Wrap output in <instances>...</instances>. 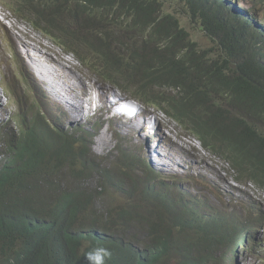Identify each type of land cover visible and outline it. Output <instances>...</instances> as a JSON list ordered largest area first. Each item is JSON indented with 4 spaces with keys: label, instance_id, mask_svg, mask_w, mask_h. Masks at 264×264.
<instances>
[{
    "label": "trees",
    "instance_id": "16d2710c",
    "mask_svg": "<svg viewBox=\"0 0 264 264\" xmlns=\"http://www.w3.org/2000/svg\"><path fill=\"white\" fill-rule=\"evenodd\" d=\"M12 1L19 17L90 70L116 76L142 103H167L182 122L195 119L204 146L224 156L239 179L264 189V25L254 14L233 8L230 0H175L212 44L200 49L161 0ZM36 139L28 135L9 145L0 165V264H88L86 255L95 247L110 250L106 264H132L124 250L132 248V213L109 207L96 214L87 202L64 214V197L51 193L57 191L56 169L69 156L70 144L56 143L52 153L43 154L30 150ZM45 175L52 192L39 184ZM76 216L85 218L84 239ZM201 234L207 241L212 231L195 222L176 236L152 237V264H170L172 251L176 264H203L199 258L191 261L194 238ZM236 243L219 240L211 250L233 254Z\"/></svg>",
    "mask_w": 264,
    "mask_h": 264
},
{
    "label": "clouds",
    "instance_id": "9594fccd",
    "mask_svg": "<svg viewBox=\"0 0 264 264\" xmlns=\"http://www.w3.org/2000/svg\"><path fill=\"white\" fill-rule=\"evenodd\" d=\"M11 2L13 6V1L11 0ZM12 6L0 0V21L3 26L6 25L5 27H8L13 19L10 14H8L10 19L3 17L4 14H7L6 11H11L17 19L22 18L15 13ZM240 12L242 11L240 10ZM28 25L55 42L62 52L56 54L64 55L70 61L74 58L76 62L84 65L73 52L67 50L53 37L37 29L32 23H28ZM0 41L6 47L10 59L15 60L18 55L9 42L3 37L0 38ZM47 45L50 47L49 44ZM11 63L13 62L11 61ZM72 64L75 68V64L73 62ZM84 66L90 70L86 65ZM97 75L106 83L105 88L116 93L113 106L102 112L101 116L93 114L89 118L82 116L76 120L85 121L82 123L83 128L69 127L68 122L75 121L67 120V122L60 117L59 112L67 115L68 110L60 104L57 97L58 86L52 78L46 77L42 71L34 70L33 73L19 65L16 75L18 81H16L12 71H8L0 65V90L7 94L4 97L5 104L2 100L4 111L0 112V165L6 163L9 153L8 146L22 142L28 135L37 137L34 147L30 150L43 154L52 153L56 143L66 142L70 144L69 156L67 153L66 161L56 169L59 171L61 180L57 191L51 194L59 193V200L64 197V214L66 212L74 214L77 207L80 209L87 202H90V208L96 214L103 210L105 213L109 207L132 213L134 221L130 227L129 239L124 235L126 239L133 241L131 249H124L129 263L152 264L150 254L153 248L152 237L166 233L176 236L181 229L187 230L188 226L195 222L208 226L212 234L207 241L205 234L194 238L196 242L191 261L196 258L202 259L203 264L227 263L229 258L231 262L235 261V250L249 243V234L257 228H253V226L258 225V222L262 223L264 217L248 218L244 226H238L232 217H228L224 213L214 215L210 211L197 208L194 200H186L184 194L180 193L182 187L176 178L166 177L163 174L164 169L175 160L169 153L160 152V149L167 146L168 151L172 149L179 156L185 155L184 162L188 165L192 158L188 153L176 150L170 139L166 138L168 135L167 126L172 128L175 134H185L187 139L184 141V145L190 144L195 150L202 151V154L213 155L228 164L235 174L234 181L237 184L248 182L261 190L264 189L249 180L239 179L236 170L228 160L224 159V156L216 155L204 146L199 134V123L195 119L182 122L169 112L167 103L163 107L142 103L132 97L123 87L124 82L117 79L116 76L99 75L98 73ZM18 89H21V92H18ZM10 107L13 111L8 110ZM149 113L157 115L163 122L160 123ZM91 117L92 119H90ZM132 118H138L143 122V138L137 145L133 144L136 139V131L125 128L126 119ZM93 119L94 123H92ZM164 119L168 121V124ZM86 120H90V122L86 123ZM102 130H106L109 140L98 137ZM139 150L142 152L139 153ZM158 155H161L162 158L159 159ZM176 167L179 170L178 163ZM195 176L209 181L211 184L215 176H221L231 187L230 178L227 175H222L220 169H215L211 173L201 172ZM47 178L48 176L45 175L38 179L39 184L52 192L53 187L43 182ZM109 198H112L114 202L106 203ZM102 200L106 206L104 209H98L95 204ZM255 200L257 198L252 195L250 202L263 209V206ZM236 209L241 211L240 207ZM84 219V216L81 218L76 216L75 219V226L82 230L80 236L83 239L87 235ZM121 237L117 240H121ZM219 240L229 241L230 245L237 242L234 245L233 254L226 248L213 253L211 249ZM184 243L181 240L178 244ZM110 257L109 249L95 247L87 253L86 260L88 264H106ZM168 261L170 264H174V262L176 264L177 258L174 251L171 252ZM261 262L264 264V259H261Z\"/></svg>",
    "mask_w": 264,
    "mask_h": 264
},
{
    "label": "rangeland",
    "instance_id": "374dc122",
    "mask_svg": "<svg viewBox=\"0 0 264 264\" xmlns=\"http://www.w3.org/2000/svg\"><path fill=\"white\" fill-rule=\"evenodd\" d=\"M3 1L7 5L12 6L11 0H3ZM161 2L163 4V8L165 12L173 14L177 19H179L183 27L191 35L192 40L198 43L200 49H209L212 47V44H209L208 41L205 39L204 33H202L199 26L190 23L189 15L187 14V10L184 8L183 4L175 0H161ZM230 2L232 3L233 8H237V9L239 8L246 15L251 16L252 14H254L255 17L261 21L260 23L264 25V7L260 5L261 0H230ZM6 12L7 14L4 15H8V14L12 15L13 19H11V23L17 25V27L10 25L11 23L8 25V27H5L6 25L3 26L2 22L0 21L1 22L0 38L3 37V39L6 41H8L7 39L8 37H11L13 39V42L15 44V49H13L10 41L8 42L12 47V49L17 52L18 57L15 60L12 58L10 59L9 55L7 54L6 47L0 41V65L4 69L8 71H12V75L16 81H18L16 75L19 69V65L25 67L24 65H26V61H28L27 57L24 55V49H23L24 48L23 44L27 43L29 45H35L36 47L39 44L42 45L43 47L46 48V50L45 49L42 50L46 52L47 55L51 56L53 60L58 59L61 62V59L63 58L65 59V62L70 63L72 61L75 64V69L77 70L76 73L80 75L83 82H86L83 80L84 78H86L87 80H90L92 82L96 80L103 86H106V83L97 75L96 72L88 70L84 65L76 62L74 58H72L70 61L66 56L61 54L60 55L56 54L57 52L62 53L60 48L57 47V45L52 39H50L43 33L34 30L31 26H29L28 23H31L29 19L26 18L17 19V17L11 11H6ZM23 27L27 28L28 30H26ZM90 42L93 44L94 40L90 39ZM47 44H49L51 48ZM96 48L97 47H92V50H96ZM11 61L13 63H11ZM25 69L27 68L25 67ZM27 70L34 73V69L30 67ZM0 92H1L0 112H3L4 107L2 104V100L3 103L5 104L6 102L4 100V97L7 96V94L6 92H2L1 90ZM18 92H21V89H18ZM83 97L84 99H86L87 95H84ZM8 110L13 111L11 107L8 108ZM59 115L62 119L67 121L66 119L67 115L60 112ZM90 119H92V117ZM159 119L162 121L161 118ZM164 120L166 124H168V121L166 119ZM94 121L95 120L93 119L92 123H94ZM89 122L90 120L89 121L86 120V123ZM82 123H85V121L68 122L69 127L83 128ZM167 130H168V134L174 139H176L178 142L184 143V141L187 139L182 136V133L175 134L172 128H170L169 126H167ZM188 146L193 147L190 144H188ZM197 151L200 154H202L201 153L202 151L201 152L199 150ZM141 152L142 150H139V153ZM160 152L169 153L171 158L175 160L166 167L167 169L166 168L164 169L163 174L166 177H170V176L175 177L179 185L182 187V191L180 193L184 194L186 200H194L195 206L197 208L203 209L205 211H210L214 215H218L219 213H224L228 217H232L235 220V224L238 226H244L248 218H258V216L264 217V190H261L248 182L245 184H237L234 181L235 174L231 171L230 166L221 159L214 157L213 155H209L207 153L202 154L210 162L213 163L214 170L220 169L222 171V175H227L230 178L231 187L225 182V180L221 176H215V179L211 184L209 181H206L198 176L188 175L186 172V168L189 167L190 165L184 162L185 155L179 156L175 154V152L172 149L168 151L167 146L161 148ZM191 162L192 159L190 160V164ZM173 163H178L180 170H177V168L176 170H173L172 169ZM209 171L212 172V170ZM174 172H176V174H174ZM211 172H205V173H211ZM252 195L255 198H257V200L255 201L259 205H262L263 209L258 207V205L250 202ZM111 202H114L112 198L106 200V203H111ZM95 205L96 207H98V209L101 208L104 209L106 206L103 200L97 201ZM237 207H240L241 211H237L236 209ZM254 227L257 228L256 230H254L253 233L249 234L250 235L249 243L246 244V246L238 247L235 250V257H236L235 261L231 262V259L229 258L227 263H221V264H262L263 263L261 262V259H264V221L262 223L258 222V225H254L253 228ZM114 235L117 236V233H115Z\"/></svg>",
    "mask_w": 264,
    "mask_h": 264
},
{
    "label": "bare ground",
    "instance_id": "6f19581e",
    "mask_svg": "<svg viewBox=\"0 0 264 264\" xmlns=\"http://www.w3.org/2000/svg\"><path fill=\"white\" fill-rule=\"evenodd\" d=\"M3 17L5 19L10 18L8 15H3ZM10 25L17 27V25L13 23ZM7 39L10 41L13 49H15L13 39L11 37H8ZM23 46L24 55L28 59V61H26V65L24 66L27 69L30 67L34 70H37V72H44L45 76L52 78V80L58 86L57 97L60 101V104L68 110L66 117L67 120L76 121L82 116L84 118H89L93 114H98L101 116L102 112L109 110L113 106L116 93L105 88L96 80L92 82L84 78L83 80L86 82H83L80 75L76 73L77 70L74 68V66H72L71 62H65V59L63 58L61 59V62L58 59L53 60L51 56L47 55L46 52L42 50H46V48L40 44L36 47L35 45H29L25 43ZM14 52L17 54L15 50ZM84 95H87L86 99H84ZM149 114L162 123V121L155 114ZM125 128L134 129L136 131V139L133 141V144H139L138 142L143 138V122L138 118L126 119ZM182 136L186 138L185 134L183 133ZM98 137L109 140L106 130H102ZM166 138L170 139L176 150L186 152L192 158L190 166L186 168L187 174L197 175L201 172H211L209 170L214 171L213 163L193 147L178 142L169 134L166 136ZM158 158L161 159V155H158ZM176 165L177 163L172 164L173 170H176Z\"/></svg>",
    "mask_w": 264,
    "mask_h": 264
}]
</instances>
